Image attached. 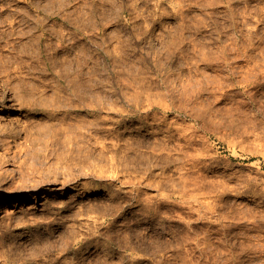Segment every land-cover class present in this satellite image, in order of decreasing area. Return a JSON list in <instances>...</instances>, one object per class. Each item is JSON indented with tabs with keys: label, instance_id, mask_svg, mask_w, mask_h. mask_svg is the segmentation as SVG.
I'll return each instance as SVG.
<instances>
[{
	"label": "rangeland",
	"instance_id": "1",
	"mask_svg": "<svg viewBox=\"0 0 264 264\" xmlns=\"http://www.w3.org/2000/svg\"><path fill=\"white\" fill-rule=\"evenodd\" d=\"M1 107L0 264H264V0H0Z\"/></svg>",
	"mask_w": 264,
	"mask_h": 264
},
{
	"label": "bare ground",
	"instance_id": "2",
	"mask_svg": "<svg viewBox=\"0 0 264 264\" xmlns=\"http://www.w3.org/2000/svg\"><path fill=\"white\" fill-rule=\"evenodd\" d=\"M10 62V61H9ZM8 63V62H7ZM11 63V62H10ZM9 64V63H8ZM76 64V63H75ZM76 67V66H75ZM9 68H10V66H9ZM74 73H75V77L73 78V79H71V80H69L68 81V86L67 87H65V88H63V87H61L60 88V90L59 91H61V92H63V93H67L69 96H70V99H69V102L70 103H68V105H70L69 107H73L74 108V110H77V68L76 69H74V71H73ZM60 73V72H59ZM61 74H62V72H61ZM63 76H65V77H68L67 79H70V77L72 76V74L71 73H69V71H64L63 72V74L61 75V77H63ZM60 87V86H59ZM58 90H56V91H58ZM81 94V93H80ZM84 94V93H83ZM82 103H83V101H82V99L80 100ZM42 101H38V106H42V105H39V103H41ZM44 102V101H43ZM65 102H67V100H65ZM45 103V102H44ZM98 103V102H97ZM67 104V103H66ZM45 105H47V103L45 104ZM99 104H97V106H98ZM31 106H33V104H31ZM50 106V105H49ZM48 105H47V107H49ZM35 107H37V106H35ZM53 107V106H52ZM50 109V108H49ZM6 110L4 109V108H0V113H2V112H5ZM75 120V119H74ZM76 122V121H75ZM6 126V125H5ZM7 126H9V125H7ZM74 126V125H73ZM1 127V126H0ZM3 127V126H2ZM7 128V127H6ZM75 128V127H74ZM76 128H77V125H76ZM9 129V128H8ZM5 130V129H4ZM8 131H10V130H8ZM74 131H75V129H74ZM1 132V131H0ZM3 133V132H2ZM76 133V132H75ZM72 140H74V139H72ZM76 140V139H75ZM75 140H74V142H75ZM54 144V143H53ZM76 144V143H75ZM77 145V144H76ZM75 151V150H74ZM73 151V152H74ZM70 152V151H69ZM73 188V187H72ZM74 189V188H73ZM33 190H31L29 187L28 188H26L25 189V191H24V195L25 194H29V193H31ZM24 195L22 194V195H18V196H15L14 198H11V197H4L1 201H0V204H5V203H8V202H22V201H24ZM58 197H62V196H64L65 195V193L63 192V190L61 191V192H59L58 194ZM0 197H2L1 195H0ZM42 198H44V199H49V198H51V194L50 193H45L44 194V196L42 197ZM147 204V203H146ZM149 205H151V204H149ZM153 209V208H152ZM155 210V209H154ZM148 211V210H147ZM155 213H156V211H154Z\"/></svg>",
	"mask_w": 264,
	"mask_h": 264
}]
</instances>
